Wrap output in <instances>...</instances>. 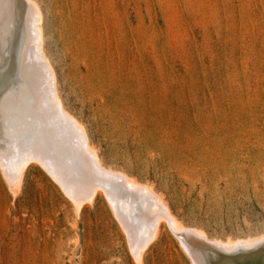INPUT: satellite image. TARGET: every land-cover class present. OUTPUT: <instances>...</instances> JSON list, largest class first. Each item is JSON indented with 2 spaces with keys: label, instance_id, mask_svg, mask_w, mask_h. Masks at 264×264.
Returning a JSON list of instances; mask_svg holds the SVG:
<instances>
[{
  "label": "rangeland",
  "instance_id": "obj_1",
  "mask_svg": "<svg viewBox=\"0 0 264 264\" xmlns=\"http://www.w3.org/2000/svg\"><path fill=\"white\" fill-rule=\"evenodd\" d=\"M35 1L64 107L102 163L160 194L210 238L263 234L264 0ZM23 16L25 26L0 22L6 150L15 138L29 146L33 134L7 102L33 96L24 94L32 34ZM27 161L16 196L0 169V264H138L105 194L74 200L51 170ZM160 223L143 264H193ZM211 253L213 264H228Z\"/></svg>",
  "mask_w": 264,
  "mask_h": 264
},
{
  "label": "bare ground",
  "instance_id": "obj_2",
  "mask_svg": "<svg viewBox=\"0 0 264 264\" xmlns=\"http://www.w3.org/2000/svg\"><path fill=\"white\" fill-rule=\"evenodd\" d=\"M24 12L29 16L28 23L31 24L32 34H29L31 47L29 46L25 54L22 66L27 85L24 94L27 96L30 93L33 96L32 99L27 98L22 102L17 101L16 98H10L7 102L13 105L11 107L17 108L18 119H16L24 128L33 131V134L29 137L31 139L29 146L22 139L15 138L10 149H0V169L11 194L16 196L19 193L27 169V160L31 158L51 170L65 192L74 200L90 197L93 202L94 196L105 194L126 233L132 251L137 254L138 264H143V254L148 245L162 236L160 222L163 220L168 223L171 232L193 264L215 263L214 256L209 255L211 252L228 264H235L237 261L240 264H251L250 261L253 259L258 262L260 259L258 264H264V233L236 240L210 238L206 231L183 224L171 212L160 194L146 189L144 185L141 186L127 173L113 172L102 163L98 152L90 142L92 140L85 126L64 107L58 90L59 82L55 67L44 49V16L40 6L35 0H0V22L3 24L7 25L10 21L14 23L21 21V25L24 24ZM16 43L17 41L15 42L17 46ZM16 50L18 51V48ZM4 107L7 108L6 105ZM16 173L18 176L15 175ZM79 207H75L77 212L80 211ZM242 258H245L244 262Z\"/></svg>",
  "mask_w": 264,
  "mask_h": 264
}]
</instances>
